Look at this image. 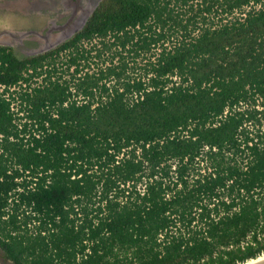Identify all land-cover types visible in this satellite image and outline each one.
Here are the masks:
<instances>
[{
  "label": "trees",
  "instance_id": "1",
  "mask_svg": "<svg viewBox=\"0 0 264 264\" xmlns=\"http://www.w3.org/2000/svg\"><path fill=\"white\" fill-rule=\"evenodd\" d=\"M65 51L75 73L81 60L110 56L71 92L43 67ZM39 76L20 99L52 131L33 146L6 139L17 133L0 98L3 148L50 178L20 195L46 234L0 239L13 264H239L264 254V132L243 127L264 122V0H99L50 50L18 56L0 45V83ZM134 92L142 97L129 102ZM1 159L0 206L17 174Z\"/></svg>",
  "mask_w": 264,
  "mask_h": 264
},
{
  "label": "built area",
  "instance_id": "2",
  "mask_svg": "<svg viewBox=\"0 0 264 264\" xmlns=\"http://www.w3.org/2000/svg\"><path fill=\"white\" fill-rule=\"evenodd\" d=\"M111 40V39H110ZM91 44L96 43L97 38H94L91 40ZM91 44L83 39L80 43V46L87 50L89 47H91ZM94 51L90 52V55H92ZM69 55L68 52H60L57 56L53 55L55 57V60L53 63L46 64L44 63L43 67L45 69L47 68H54L56 69V72L52 75V79H55L57 76H60V79L67 80L69 85V90L71 92L74 91L73 83L76 79L82 77V75L86 72L91 73L94 70L97 69V65L95 64L97 61L98 63H102V67L108 63V57L110 56L108 51H103L100 57V61L97 60V58H91L88 61H80L79 71H75V65L71 64L67 66L66 62ZM84 62H87V66H83ZM114 62H116V59H114ZM30 71V70H29ZM43 76V75H42ZM172 80H176L175 76L171 77ZM42 82L41 77H34L28 81H18L16 84H13L11 86H6L5 84L0 83V98L5 100L8 105V113L11 116V122L14 124V131H16L17 136H14L13 134L7 135L6 139L8 141L14 142L19 141L23 143V146H33L32 139H42L43 136H45L46 133L51 132V128L49 126L48 121L46 120H40L36 118L29 117V106L27 105V102L20 99L22 93L30 92L33 87L38 86ZM106 84L108 85L109 82ZM138 96L142 97V92H134L131 95H129V102H133L138 98ZM74 98V97H73ZM74 99H76L77 103L81 102V96H77ZM104 99V98H103ZM67 102L64 103L66 105ZM97 104V102H96ZM242 104V103H240ZM241 107H245L246 104L240 105ZM239 108V107H238ZM237 108V109H238ZM256 108L260 109L258 105H256ZM227 110H225L223 113L225 114ZM52 116H56V113L54 110L50 111ZM243 127H245L249 131V136H252L254 133V130L257 128L260 129V131L264 132V122L259 125H254L251 121H246L243 123ZM23 131V129H25ZM259 131V132H260ZM240 137V136H239ZM5 136L0 133V156L2 157L1 162L4 167V171L6 174H13L17 173L13 176L12 182L13 185L6 191V194L4 196V203L0 206V239L1 240H8L9 237L16 236L17 234H28V235H35L37 233H40L41 235L46 234V230L40 229L38 226L41 222V219L39 217V214L33 209L32 204L26 205L25 202H22L20 199V195L22 193H26L28 190H33L37 184H42L43 186H46L50 182V178L47 176L43 180H40L42 176H44L45 172L40 171L37 169L34 173L31 172L30 168H23L19 163L15 162V159L9 154L8 151H6L3 146L2 142L4 141ZM254 141H256V138H254ZM252 142H249L251 144ZM129 148V147H128ZM128 148L122 149V151L119 153L116 158L121 157L124 153V151ZM207 146H204V150L207 149ZM37 151H40L37 149ZM175 163L171 165V169L174 170ZM49 172V171H48ZM47 173V172H46ZM0 180H2V176H0ZM129 183L125 185V187H128ZM121 187H123L121 185ZM144 180L142 182H138L135 185V188L138 192L143 193L144 191ZM131 187H129L130 189ZM98 196L100 193V188L97 187ZM114 191L109 192V197H113ZM128 193V191H126ZM97 196V197H98ZM117 199H121L117 198ZM103 202V201H102ZM103 204V203H102ZM77 210V207L75 208ZM16 216V224L17 228H13L10 224L7 222L9 221V218L11 215ZM72 216V215H71ZM77 216H80L78 213ZM38 217V218H36ZM58 216L54 217V220H58ZM48 226L50 227V224L48 223ZM50 230L52 231L53 228L50 227ZM246 240L249 239V234H247ZM241 245L245 244L244 241L240 242Z\"/></svg>",
  "mask_w": 264,
  "mask_h": 264
},
{
  "label": "rangeland",
  "instance_id": "3",
  "mask_svg": "<svg viewBox=\"0 0 264 264\" xmlns=\"http://www.w3.org/2000/svg\"><path fill=\"white\" fill-rule=\"evenodd\" d=\"M36 1L37 0H8V3L6 5L10 9H3L2 6H0V35L4 36L5 38L9 37L8 39L12 41L13 44H16L17 42H21L24 44L22 46L21 45L12 46L14 47L15 54L18 56L24 55V52L21 50V48H24L25 46L37 47L36 44L33 42V40L28 38L30 36V33H32L33 35L31 38H34V36L39 37L40 36L39 34H41L42 31L44 30L43 31L44 34L42 36L47 40L49 38L53 39L55 36L63 34L65 32L64 30L67 29V27L65 26L64 27H60V26L65 24V20L69 15L67 16L64 15L58 18L57 20H55V18L51 16V12L47 11V9L38 8L37 10H35L29 7L35 5ZM42 1L47 2V0H42ZM94 1L95 0H93L91 4L94 3ZM66 2L68 1L67 0L58 1L57 6L58 9L60 10V13L62 14H66L69 12L74 13L76 10L73 9V7L63 6V4H65ZM79 3L82 4L81 1ZM68 4L71 3L68 2ZM20 6H23V9H19ZM17 7L18 9H16ZM69 17L72 18V19L70 18L71 20L69 21V24L74 25L75 21L73 19L77 18V14L71 15ZM8 29L11 31H13L12 29H17L18 31L15 33V31L10 32ZM25 29L26 30L28 29V31H24ZM23 41L26 42L24 43ZM260 256H262V254H260ZM0 264H13L11 261L5 259L4 255L1 253V250H0Z\"/></svg>",
  "mask_w": 264,
  "mask_h": 264
},
{
  "label": "flooded vegetation",
  "instance_id": "4",
  "mask_svg": "<svg viewBox=\"0 0 264 264\" xmlns=\"http://www.w3.org/2000/svg\"><path fill=\"white\" fill-rule=\"evenodd\" d=\"M58 1L59 0H47V2H44V1H42V0H37L36 1V3H35V5H32V6H29V7H31V8H33V9H35V10H37L38 8H41V9H47V11H49V12H51V16L52 17H54L55 18V20H57L58 18H60V17H62V16H64V15H69V16H71V15H75V14H77V18H75V19H73L74 21H75V23H74V26H78L79 25V23H81L82 24V26L80 27V28H78L77 30H75V31H73L72 33H71V35L70 36H72L75 32H77L78 30H80L82 27H83V25H84V23H85V21L87 20V18L85 19V21H83V23H82V19H83V17H84V14H85V12L87 11V9L90 7V4H91V2L93 1V0H80L81 1V3L82 4H80L79 2V0H67L68 2H70L71 4H68V2H66L65 4H63V6L64 7H73V9H75L76 11L74 12V13H72V12H69V13H66V14H62V13H60V10L58 9ZM50 4H49V3ZM8 3V0H0V6H2V8L3 9H10V8H8L7 7V4ZM40 5H39V4ZM47 3V4H46ZM75 6V7H74ZM51 7V8H50ZM25 8V7H24ZM16 9H18V7L16 8ZM19 9H23V6H20V8ZM35 10H33V11H35ZM70 13H71V15H70ZM69 16H67V19L65 20V24H66V26H69V27H67V28H72L71 27V25L72 24H69V21L72 19L71 17H69ZM71 18V19H70ZM62 24V23H61ZM64 25V24H63ZM6 29V28H5ZM9 30V29H8ZM13 31H15V33L18 31L17 29H12ZM10 32H13V31H11V30H9ZM20 31H23V30H20ZM24 31H28V29L26 30H24ZM31 31V30H30ZM38 31V30H37ZM44 31V30H43ZM42 31V33L41 34H39L40 36L39 37H35L34 36V38H31L33 35H32V33H30V36L28 37L29 39H31V40H33V42L36 44V46L37 47H28V46H25L24 48H21V50L24 52V55H22V56H31L30 54L31 53H33V51H35L39 46H41L42 44H47V43H50V38L49 39H47L46 40V38H44L42 35L44 34V32ZM32 32V31H31ZM9 37H4V36H2V35H0V41H4V42H7L9 39H8ZM69 38V37H68ZM68 38H66V39H68ZM65 39V40H66ZM65 40H63V41H65ZM10 41V40H9ZM62 41V42H63ZM12 42V41H11ZM24 42V41H23ZM26 42V41H25ZM24 42V43H25ZM18 46V45H24L23 43H21V42H17L16 44H13V46ZM58 45V44H57ZM12 49H13V51H14V47H12ZM14 53H15V51H14ZM34 55H36V54H34Z\"/></svg>",
  "mask_w": 264,
  "mask_h": 264
},
{
  "label": "water",
  "instance_id": "5",
  "mask_svg": "<svg viewBox=\"0 0 264 264\" xmlns=\"http://www.w3.org/2000/svg\"><path fill=\"white\" fill-rule=\"evenodd\" d=\"M99 2V0H95L94 3L90 4V7L87 9V11L84 14V17L82 19V23L83 21H85V19L90 15V13L92 12V10L94 9V7L97 5V3ZM69 27L66 26V24L60 26V27ZM73 26V27H72ZM82 26L81 23H79L78 26H74L73 24L71 25L72 28H67L66 30H64L65 32L63 34L57 35L55 36L53 39L50 40V43L47 44H42L41 46H39L35 51H33V53H31L30 55H34V54H39V53H43L47 50H50L51 48L55 47L57 44L61 43L63 40H65L66 38L70 37L71 33L75 30H77L78 28H80ZM0 45H7L12 47L13 43L11 41H0ZM2 252L3 250L0 249ZM4 253V252H3ZM5 259H7V257L4 255ZM8 261H10L9 259H7ZM248 264H264V257L255 260L253 262H250Z\"/></svg>",
  "mask_w": 264,
  "mask_h": 264
},
{
  "label": "bare ground",
  "instance_id": "6",
  "mask_svg": "<svg viewBox=\"0 0 264 264\" xmlns=\"http://www.w3.org/2000/svg\"><path fill=\"white\" fill-rule=\"evenodd\" d=\"M75 7V6H74ZM262 257H264V254H262V256H257L256 258H251L250 260H248V261H246V262H244V263H239V264H248V263H250V262H253V261H255V260H258V259H260V258H262Z\"/></svg>",
  "mask_w": 264,
  "mask_h": 264
},
{
  "label": "crops",
  "instance_id": "7",
  "mask_svg": "<svg viewBox=\"0 0 264 264\" xmlns=\"http://www.w3.org/2000/svg\"><path fill=\"white\" fill-rule=\"evenodd\" d=\"M1 249V248H0ZM1 253L3 254V255H5V253H3L2 251H1Z\"/></svg>",
  "mask_w": 264,
  "mask_h": 264
}]
</instances>
